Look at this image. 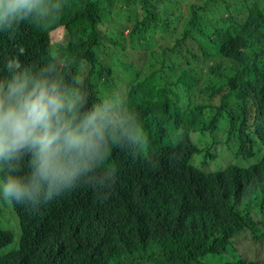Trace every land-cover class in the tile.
<instances>
[{"label":"trees","instance_id":"obj_1","mask_svg":"<svg viewBox=\"0 0 264 264\" xmlns=\"http://www.w3.org/2000/svg\"><path fill=\"white\" fill-rule=\"evenodd\" d=\"M239 1L233 0L225 11L231 12ZM182 2L158 1L162 7L149 22L148 37L129 36L130 44L148 58L147 66H161L146 75L129 59L124 69L113 61L121 56L106 43L128 11L111 0L74 1L69 20L77 24L95 20V28L65 57L49 49L48 20L41 25L22 24L11 39L0 36V68L18 55L21 64L34 71L53 67L63 80L81 85L95 100L115 99L118 114L135 116L132 123L142 129L141 142L134 148L163 159L155 167L127 164L134 156L127 155L129 142L109 139L112 152L93 162V169L106 175H79L76 190L61 206L25 223L21 247L2 253L6 258L0 264H264V198L260 204L256 200L258 193H264V164L228 165L206 172L191 162L194 154L205 153L200 146L189 138L181 144V153H169V135L157 124L170 116L173 101L208 91L213 78L207 74L178 79L181 70H197L204 62L193 40L180 44L152 38L171 19L199 27L204 0L187 1L185 9ZM248 4L249 15L242 22L220 14L217 23L207 26L215 29L212 52L224 66L225 55L246 65L228 86L235 85L253 98L248 130L264 142V0ZM203 34L207 39L211 32ZM157 72H163L157 84L148 83ZM124 74L128 79L121 81ZM92 106L87 98L85 108ZM210 122L208 118L207 127ZM237 239L249 247L238 249ZM255 243L259 247L251 252Z\"/></svg>","mask_w":264,"mask_h":264},{"label":"clouds","instance_id":"obj_2","mask_svg":"<svg viewBox=\"0 0 264 264\" xmlns=\"http://www.w3.org/2000/svg\"><path fill=\"white\" fill-rule=\"evenodd\" d=\"M74 1L0 0V36L11 39L22 24L41 25L48 20L49 49H57L65 57L82 38L89 39L95 28V20L79 24L69 20L74 11ZM158 1L162 0H111L128 11V15L116 24L106 43L121 56L115 60L105 54L106 58L120 63V69H124L127 60L126 38L133 34L148 37L149 22L153 23L162 7ZM248 1H239L231 12H227L225 8L233 0H204L203 18L198 28L171 19L161 26V33L153 34L152 38L158 41L184 44L193 40L204 57L199 69L181 70L178 79L202 78L213 74L208 91L173 101L170 116L164 122L157 123L169 135V153H181V144L191 138L189 133L193 129L215 131L222 111L226 110L228 101H232L233 97L238 102L235 108L227 112L225 131L228 138L234 135L239 140L237 155H252L255 150L264 147L261 136L257 134V138L248 130L253 98L235 85L228 86L246 65L236 64L225 55L227 63L224 66L218 55L212 52L211 39L216 36L215 29L207 26L217 23L220 14L230 15L236 23L242 22L249 15ZM204 30L211 32L207 39L203 37ZM102 48L86 58L99 53ZM148 62V58L143 57L140 66L143 75L161 67L147 66ZM213 68L216 70L212 72ZM58 73L51 66L34 71L31 67L23 66L18 55L8 59L0 68V246L12 241L9 228L18 226L17 246L21 247L25 223L61 206L67 200V195L76 190L75 180L79 175L88 172H91L90 178L106 175L103 170L93 169V162L103 161L112 152L109 139L114 143L121 139L129 142L127 155L134 156L127 159V164L155 167L163 160L140 154L142 150L134 148L141 142L142 129L132 123L135 116L118 114L115 99L105 97L101 101L95 100L84 87L63 80ZM162 73L153 74L147 82L157 84ZM74 81L81 83L75 78ZM87 98L94 106L86 109ZM204 111H208L207 119H211L208 127L207 119L196 123ZM172 130L177 133L173 135ZM262 164L264 154L247 167ZM108 175L114 176L111 173ZM79 184H82L81 180ZM5 258L1 253L0 263H5Z\"/></svg>","mask_w":264,"mask_h":264},{"label":"rangeland","instance_id":"obj_3","mask_svg":"<svg viewBox=\"0 0 264 264\" xmlns=\"http://www.w3.org/2000/svg\"><path fill=\"white\" fill-rule=\"evenodd\" d=\"M187 1H195V0H183L182 2L183 9H185ZM125 44H126L125 58L131 60L134 64H136L139 67L142 66V62H143V56L141 55L142 51L139 49H135L130 45L129 37L126 38ZM126 79H128V77L127 75L124 74L120 80L124 81ZM106 89L110 90V86L106 87ZM237 102L238 100L235 97H233L232 101L230 100L228 101L226 110H223L219 117L218 127L215 131L203 132L197 129H193L190 131L189 134L192 141L196 143L198 146H201L203 150H206L205 153H196L193 155L191 162L196 167L206 172L222 169L228 165L247 167L257 162L260 159V157L264 154V147H262L260 150H255L252 155H248L245 157L241 155H237L236 152L240 147L239 140L234 135L231 136L230 138L227 137L225 131L227 112L230 108H235V103ZM207 116H208V111H204L202 116H198V118L196 119V123H198L203 119H207ZM170 132L173 135L177 133L176 130H172ZM211 151H214V153ZM263 198H264V193H258V196L256 197L257 204L263 203ZM11 227L14 226L11 225ZM9 230L13 235L12 241L8 243L5 247H2L0 249V254L8 251L11 248H15L18 244V238L20 233L19 227L16 226L15 228H9ZM235 245L240 250H245L246 248L249 247V244H247L242 239H237ZM256 246L259 247V243H255L251 246V252L255 251ZM249 254L250 253H247L246 255L250 256Z\"/></svg>","mask_w":264,"mask_h":264}]
</instances>
